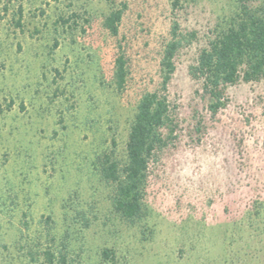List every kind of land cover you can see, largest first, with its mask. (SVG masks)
I'll return each mask as SVG.
<instances>
[{
	"label": "rangeland",
	"instance_id": "rangeland-1",
	"mask_svg": "<svg viewBox=\"0 0 264 264\" xmlns=\"http://www.w3.org/2000/svg\"><path fill=\"white\" fill-rule=\"evenodd\" d=\"M262 1L188 0L174 11L173 0H0V264H44L52 245L66 264H264V78L230 86L215 111L189 73L244 3ZM116 9L113 36L104 21ZM174 23V141L150 165L130 222L113 209L98 158L126 160Z\"/></svg>",
	"mask_w": 264,
	"mask_h": 264
},
{
	"label": "trees",
	"instance_id": "trees-1",
	"mask_svg": "<svg viewBox=\"0 0 264 264\" xmlns=\"http://www.w3.org/2000/svg\"><path fill=\"white\" fill-rule=\"evenodd\" d=\"M188 0H173V10H180ZM123 9L112 10L104 27L113 36L119 34ZM179 25L172 27V39L162 61L164 75L159 90L145 92L139 99L130 126L126 160L114 153H103L97 167L103 180L114 187L113 209L127 221L135 222L143 210L150 165L174 141L176 125L167 92L176 71L174 59L181 48ZM192 79L202 85L215 111L222 105L226 91L240 81L259 82L264 78V1L261 5L244 3L235 24L220 32L201 51L197 64L190 68ZM117 89L123 91L128 81L127 61H115ZM51 242H54L50 239ZM110 253L106 251L108 256ZM44 264H66V256L52 245L42 251Z\"/></svg>",
	"mask_w": 264,
	"mask_h": 264
}]
</instances>
